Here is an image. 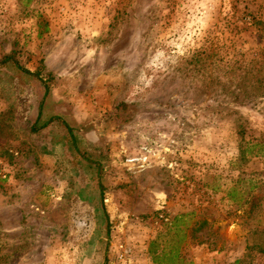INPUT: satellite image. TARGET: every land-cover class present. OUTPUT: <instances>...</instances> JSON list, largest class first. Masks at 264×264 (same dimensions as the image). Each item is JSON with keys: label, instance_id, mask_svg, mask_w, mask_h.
Returning <instances> with one entry per match:
<instances>
[{"label": "rangeland", "instance_id": "374dc122", "mask_svg": "<svg viewBox=\"0 0 264 264\" xmlns=\"http://www.w3.org/2000/svg\"><path fill=\"white\" fill-rule=\"evenodd\" d=\"M6 56L0 264H264V0H0Z\"/></svg>", "mask_w": 264, "mask_h": 264}, {"label": "trees", "instance_id": "16d2710c", "mask_svg": "<svg viewBox=\"0 0 264 264\" xmlns=\"http://www.w3.org/2000/svg\"><path fill=\"white\" fill-rule=\"evenodd\" d=\"M6 65H13L14 67L21 69L23 72H25L28 75H34L35 77L38 76V74H33L23 68H20L18 61H15L11 56H6L2 60H0V67L6 66ZM39 119H40V115H38L37 121L30 127V130H31L30 132H36L38 130H42L51 123L50 120L44 123H40ZM3 130L5 129L0 127V131H3ZM68 132L71 137V142L73 146L76 148V143H75V140H74V137H73V134L70 128L68 129ZM253 154L254 153H252L251 156ZM149 255L152 259V264H177L176 262L177 261L176 257L178 256L177 248L175 249L174 253L167 254L164 250H162L161 253H158L156 251L155 243L153 242L151 243L150 248H149Z\"/></svg>", "mask_w": 264, "mask_h": 264}, {"label": "built area", "instance_id": "2783aa9c", "mask_svg": "<svg viewBox=\"0 0 264 264\" xmlns=\"http://www.w3.org/2000/svg\"><path fill=\"white\" fill-rule=\"evenodd\" d=\"M111 264H137L134 262L133 258L123 251L122 253H119L111 262Z\"/></svg>", "mask_w": 264, "mask_h": 264}]
</instances>
